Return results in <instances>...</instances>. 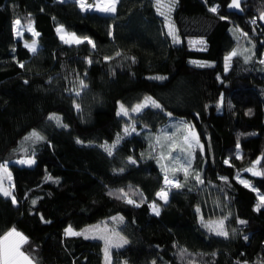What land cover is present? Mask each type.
<instances>
[{"label": "trees", "instance_id": "16d2710c", "mask_svg": "<svg viewBox=\"0 0 264 264\" xmlns=\"http://www.w3.org/2000/svg\"><path fill=\"white\" fill-rule=\"evenodd\" d=\"M229 1L175 0L174 43L156 0H120L114 14L83 11L77 0H0V163L16 198L0 195V236L23 233L20 249L35 264H105L103 239L66 236L69 225L125 237L112 264H264V175L247 171L264 173V0H244L242 14L228 11ZM16 19L40 34L35 54L23 42L31 32L15 36ZM60 24L95 47L64 43ZM145 97L161 107L132 112ZM121 104L128 116L117 114ZM173 120L193 125L200 140L187 179L184 168L168 176L157 158L154 136ZM32 129L44 139L21 147ZM118 135L109 156L102 145ZM23 156L36 163L14 161ZM165 187L167 203L157 196ZM219 220L227 237L204 226Z\"/></svg>", "mask_w": 264, "mask_h": 264}, {"label": "snow or ice", "instance_id": "6c2138e0", "mask_svg": "<svg viewBox=\"0 0 264 264\" xmlns=\"http://www.w3.org/2000/svg\"><path fill=\"white\" fill-rule=\"evenodd\" d=\"M79 2V6L81 8V10L83 11H88V10H95V11H99L101 13H106V14H114L117 10V4L120 2V0H101V3L96 4V5H92V4H88L87 0H78ZM156 5H157V11L161 16H164L166 20H168V17L165 13V11H162V8H167L168 11H171V5L169 4H165L164 0H156ZM229 8H234L237 10H241V0H231V2L228 5ZM211 12L213 13H217L218 12V7L213 6L209 9ZM220 19L224 20L227 19V17L221 16ZM260 19H264V13L261 14ZM15 25L17 26V29L20 28L21 26V21L19 19H17L15 22ZM253 23H255V21H253ZM168 35L172 36L173 38V42L174 43H178L179 42V38L176 34V30L174 25L169 21L168 22ZM27 31L31 32L33 36H39L40 34L38 32H36L34 30V28L32 27V24L29 23L27 25L26 28ZM58 33H61V40L66 43V44H81L84 43L85 41H87V43L91 44L93 47H95V44L93 43V41L88 38V37H79L77 36L75 33H65V30L63 28V26L58 27L57 29ZM243 35L247 36L246 33H242ZM17 35H23L22 32H20L19 30L17 31ZM193 43H200L203 44V41H194ZM25 47L28 48L33 54H35L37 52V41L33 40L31 42V44L25 42ZM247 51V50H245ZM238 55L237 51H233L231 52L228 56L225 57V68L227 70V68L230 66V62L232 60V58L234 56ZM250 59V57H245V60L247 62V60ZM89 63H91V61H89ZM260 63L264 64V60H261ZM20 67H24L23 64H20ZM154 79H165L164 77H154ZM27 83V81H25ZM81 86L82 87H87L86 85L83 84V81H81ZM77 95H79V93L77 92ZM223 105V98L221 97L218 107ZM155 107V108H160L161 105L154 100L151 97H145V99L143 100V102L138 103L137 105H135V107H133L131 109L132 112H140L141 110H143L146 107ZM77 110H79V105H76ZM118 115H123V116H128L129 115V110L127 108H125V106L123 104L120 105V112L117 113ZM171 115V114H169ZM49 119H53L56 121V123L59 126L62 127H67V125H64L62 123V120L57 117V116H50ZM183 127L186 130H189V135L184 137L185 142L188 143V148H182L181 151H188L191 147H192V142H195V144L199 145V140L196 137V133L194 131V126L190 125L188 123H183ZM132 131H135V128H132ZM124 132L126 134H130L129 133V129L126 127L124 129ZM35 139V140H42L44 139V137H42L38 132L33 131L29 137H26L25 139ZM122 139V137H120L119 135L117 136L116 142L112 145H104L105 151L107 152V154L109 156H111L113 154V150L116 148L117 144H119L120 140ZM159 139V138H157ZM78 143H82V141H77ZM189 156H191V152H189ZM130 162L135 164L136 161L132 160L131 157L129 158ZM190 160L188 161V163L190 164ZM16 163L22 164V165H33L36 163L35 159H21L19 161H17ZM256 163H259V161H257ZM185 172V179H187L188 176V169L184 168L183 169ZM121 171H123V169H121ZM247 171L252 172V174L255 175H264V173H260L257 171H254L253 169H247ZM47 179H52V177H48ZM194 179L198 182V183H204V181L201 179L199 174H196ZM221 179H227V178H221ZM7 181L8 186H5V182ZM241 183H243L246 187H249V183L246 180H241ZM165 183L166 184H171L172 181H170L168 179L167 176H165ZM182 185H180L178 182L176 183V187H181ZM15 187V185L12 183V173L9 171V165L7 162H3L0 163V195H3L4 197H10L13 203H16V198L13 195V192L11 189H13ZM255 190V189H254ZM120 192L123 194V198H127L128 197V193L124 192L122 189L120 190ZM157 196L163 200L165 203H167L168 200V193L167 191H165L164 189H161L160 192L157 193ZM260 200L261 203L257 205V210H259L260 207H264V195L260 196ZM128 203H135V201H133L132 199H128L127 200ZM33 204L36 203L35 200L32 201ZM152 211L156 214L159 215L160 214V208L156 205V204H152L151 205ZM197 211L199 212L200 209L198 208ZM41 219H43V217H41ZM113 219H119L122 221V217L121 218H113ZM202 219V223H203V217ZM241 224H245L246 221L241 220L240 221ZM205 227H207L209 229V231H214L216 235L218 236H223V237H227L229 235V232L227 231V229L225 228L224 225V220H219V221H209L208 223L204 224ZM99 226H96V229H98ZM94 229L89 228V229H84L82 231H76L74 230L71 226H69L68 228L65 229V235L66 236H84L85 239L89 238V233L93 232ZM118 235V234H115ZM92 238H95V236H93ZM102 239L105 240V258L106 261L110 262V252H109V248L112 244L111 240L105 237H101ZM120 243H117L115 246L116 247H122L124 244H127L128 241L127 239H125L124 237H119ZM28 242V238L26 236L23 235V233L19 232L16 230L15 227H13L10 231H8L7 233H5L3 236H0V264H34V261L26 256L23 252L20 251V248L23 244H26ZM186 251V250H185ZM181 255H183V252L181 253Z\"/></svg>", "mask_w": 264, "mask_h": 264}, {"label": "rangeland", "instance_id": "374dc122", "mask_svg": "<svg viewBox=\"0 0 264 264\" xmlns=\"http://www.w3.org/2000/svg\"><path fill=\"white\" fill-rule=\"evenodd\" d=\"M94 1V2H93ZM78 2V0H77ZM93 2V4H92ZM175 0H164V3L165 4H169L171 5V11L169 12L167 8H162L161 10L162 11H165L167 17H168V20L165 19V29L168 31V22L170 21L172 24H173V21L172 19H170L171 17V12H172V7H173V4H174ZM87 3L88 4H92V5H96V4H99L101 3V0H87ZM17 20V19H16ZM15 20V21H16ZM14 21V22H15ZM32 24V22H30ZM29 23H27L25 26H23L21 24L20 28L17 29V26L15 25L14 23V26H15V36H23V35H17V31L19 30L20 32L23 33L24 30H26L27 28V25ZM174 25V24H173ZM60 26H63L62 24L58 25V27ZM32 27L34 28V30L36 31L35 29V26L32 24ZM175 27V26H174ZM64 30H65V33H74L73 31H69L67 30L64 26H63ZM37 32V31H36ZM177 34V32H176ZM58 35H61V33H58ZM77 35V34H76ZM33 36V35H32ZM79 36V35H77ZM34 38L32 40L28 39V40H24V44L25 42L31 44V42L33 40H36L37 41V46L39 45V42L37 40V36H33ZM80 37V36H79ZM26 39V38H24ZM253 42L252 41H249V46L248 48H253L251 47V45ZM254 49V48H253ZM249 50V51H250ZM248 51V52H249ZM264 58V57H263ZM183 123H187L186 121H180V120H173L172 123L167 124V125H164L162 127V129L160 131H158L155 136H154V139H155V143L158 144L159 146V150H158V155H157V158L159 161H161V167L163 169V171H165L168 176H172L173 174V171H175V168H178V169H183L185 167L188 166V161L190 160L192 162L193 160V155H194V150H195V146L197 144H195V142H192V147L188 150V151H181L182 148H188V143L185 142L184 140V137L189 135V130H186L184 127H183ZM33 131H36L35 129H32L31 133ZM195 133H196V137L198 138L199 140V137L197 135V131L194 129ZM30 133V134H31ZM30 134L27 136L29 137ZM40 134V133H39ZM41 135V134H40ZM26 137H23L22 140L20 141V145L21 147L23 148H27L29 146H32L33 144H35V139H25ZM159 138V139H157ZM116 141L114 142H109V143H105L103 144L102 146L104 147V145H112L114 144ZM199 144H200V140H199ZM189 152H191V156H189ZM33 159V156L30 157V156H23V157H18L16 159H14V161H19L21 159ZM190 162V163H191ZM249 169H253L254 171H256V169L252 166H250ZM10 171V169H9ZM243 178V177H242ZM244 180L248 181L250 187L252 186L253 188H255L252 184V182H250L249 180H247L246 178H243ZM5 186H8L7 184V181L5 183ZM165 191L167 190V187L164 188ZM12 190V189H11ZM70 226V225H69ZM72 227V226H71ZM73 228V227H72ZM74 229V228H73ZM11 230V229H10ZM9 230V231H10ZM77 231V229H74ZM20 232V231H19ZM93 234H95L97 237L101 238V237H105V238H108L111 240L112 244L109 248V252H110V262L109 261H106V258H105V251H104V260H105V264H112V260H111V252L113 250V247H116L115 245L117 243H120V240H119V237H121V235L116 231V230H109V229H105V228H102V229H94L93 231ZM115 234H118V235H115ZM125 238V237H124ZM102 239V238H101ZM103 249H105V240L103 239ZM21 251V249H20ZM22 252V251H21ZM25 254V253H24ZM26 255V254H25ZM35 264V263H34ZM126 264V263H125Z\"/></svg>", "mask_w": 264, "mask_h": 264}, {"label": "water", "instance_id": "95a60500", "mask_svg": "<svg viewBox=\"0 0 264 264\" xmlns=\"http://www.w3.org/2000/svg\"><path fill=\"white\" fill-rule=\"evenodd\" d=\"M243 1H244V0H241V4H242ZM230 2H231V0H230V1L227 3V5H226L228 11H230V12L234 11V12H236V13H238V14H242V13H243V6H242V5H241V10H237V9L229 8V7H228V5H229ZM262 13H263V12H261L260 15H261ZM261 20L264 21V19H261ZM262 159H263V155L260 153L259 156L256 157V158L252 161V164H253L254 166H259V165L261 164ZM257 161H259V163H256Z\"/></svg>", "mask_w": 264, "mask_h": 264}, {"label": "built area", "instance_id": "2783aa9c", "mask_svg": "<svg viewBox=\"0 0 264 264\" xmlns=\"http://www.w3.org/2000/svg\"><path fill=\"white\" fill-rule=\"evenodd\" d=\"M170 181H172V184H175V182H176V178H168Z\"/></svg>", "mask_w": 264, "mask_h": 264}, {"label": "crops", "instance_id": "0c3cea01", "mask_svg": "<svg viewBox=\"0 0 264 264\" xmlns=\"http://www.w3.org/2000/svg\"><path fill=\"white\" fill-rule=\"evenodd\" d=\"M8 232V231H7Z\"/></svg>", "mask_w": 264, "mask_h": 264}]
</instances>
